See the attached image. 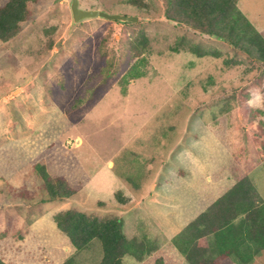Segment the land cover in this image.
Segmentation results:
<instances>
[{
    "label": "rangeland",
    "instance_id": "obj_1",
    "mask_svg": "<svg viewBox=\"0 0 264 264\" xmlns=\"http://www.w3.org/2000/svg\"><path fill=\"white\" fill-rule=\"evenodd\" d=\"M236 2L264 34V0ZM79 3L139 20L94 17L75 24L71 0H37L20 33L0 40V258L6 264L69 258L100 264V240L77 250L57 228L53 216L62 206L100 219L119 215L125 233L138 240L156 231L172 240L245 175L264 199V63L168 20L165 0ZM182 43L222 56L198 57ZM178 44L181 50L172 51ZM132 67L141 74L124 78ZM38 165L64 177L77 196L43 202ZM136 203L148 210L139 220ZM232 242L213 245L208 255L246 249ZM160 261L154 253L141 261L123 258L124 264Z\"/></svg>",
    "mask_w": 264,
    "mask_h": 264
},
{
    "label": "trees",
    "instance_id": "obj_2",
    "mask_svg": "<svg viewBox=\"0 0 264 264\" xmlns=\"http://www.w3.org/2000/svg\"><path fill=\"white\" fill-rule=\"evenodd\" d=\"M37 0H8L0 7V40L8 42L22 30V23L32 16L31 4ZM165 16L170 21L180 22L195 31L210 37L216 36L232 47L246 53L250 58L264 63V34L260 32L238 8L236 0H165ZM182 48L198 57L219 58L220 50H209L200 45H185ZM146 47V46H144ZM181 45L173 47L179 52ZM228 65L230 60H225ZM133 68V67H132ZM130 68L124 78L134 73ZM37 166L45 189L43 202L74 199L77 190L61 176H49L44 165ZM117 200L124 204L128 199L120 192ZM99 207L105 206L98 202ZM242 218L241 226L247 229L246 237L236 234V220ZM57 228L65 233L77 250L86 248L93 239L102 243L103 256L100 264H124L126 255L143 260L156 251L155 241L144 237L142 240L125 233V220L119 215L106 219L90 216L85 211L62 209L53 216ZM215 234L224 241L243 242L254 239L264 249V202L261 200L251 178L243 176L229 190L212 202L206 210L196 216L172 238V243L189 264H233L228 255L210 257L207 238ZM240 244V243H236ZM0 264H6L0 258ZM63 264H77L69 258Z\"/></svg>",
    "mask_w": 264,
    "mask_h": 264
},
{
    "label": "crops",
    "instance_id": "obj_3",
    "mask_svg": "<svg viewBox=\"0 0 264 264\" xmlns=\"http://www.w3.org/2000/svg\"><path fill=\"white\" fill-rule=\"evenodd\" d=\"M257 192H258V190H257ZM221 195H219L218 197H220ZM218 197H216L214 199V201ZM260 198L264 202V199L261 196H260ZM152 200H154V202L156 204H158V206H159V202H158L157 197L152 198ZM66 201H70V200H65V201H62V202H66ZM62 208H64V209L68 208V205L62 206ZM134 210L136 212L135 218L138 219V220H139V218H141L144 215L148 214V210H147L146 206H145V208L141 207L140 203H136L134 205ZM241 220H242V218H238L236 220V223H237L236 225L238 226L236 234L239 235V237L242 236V235H243V237H246L245 232H247V229L244 228L245 225H243V227L241 226ZM179 232L180 231L177 230V233H179ZM134 237H136V236H134ZM150 237L152 238L151 240L155 241L157 243V245H158L157 250L152 252L151 254L154 253L156 258H161V261H160L161 264H185L183 262V258H185V257H182L181 255H179L180 251L176 247H175L176 249L172 247L171 238H168V239L167 238H162V236L160 235L159 231H156L154 233H150ZM209 240H211V244H209V242H210ZM247 240L248 239L244 240L243 242H238L241 245L246 243L245 244L246 245V249L245 250L242 249L241 251H239V254H234L235 256L234 255L233 256L232 255H228L231 258L233 264H264V249L262 248V243L261 242L259 243L256 240H252V241L249 240L247 242ZM207 243H208V246H209V254H210V252H211L210 247H212L213 245H216V246L222 248V247H226L229 244H232L233 242L229 241V242H227L225 244L224 241L218 240L215 234H212V235H210L207 238ZM234 244H236V243H234ZM176 250H178L179 253H177Z\"/></svg>",
    "mask_w": 264,
    "mask_h": 264
},
{
    "label": "water",
    "instance_id": "obj_4",
    "mask_svg": "<svg viewBox=\"0 0 264 264\" xmlns=\"http://www.w3.org/2000/svg\"><path fill=\"white\" fill-rule=\"evenodd\" d=\"M79 0H71V12L73 22L76 24L81 22L86 18L101 17L107 20H118L121 22H137L139 20L138 16L134 15H125L119 13H109L104 10L98 9H82L79 5ZM179 24V23H178Z\"/></svg>",
    "mask_w": 264,
    "mask_h": 264
}]
</instances>
